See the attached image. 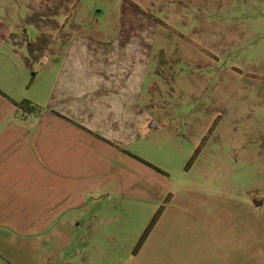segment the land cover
<instances>
[{
    "label": "rangeland",
    "instance_id": "rangeland-1",
    "mask_svg": "<svg viewBox=\"0 0 264 264\" xmlns=\"http://www.w3.org/2000/svg\"><path fill=\"white\" fill-rule=\"evenodd\" d=\"M132 4L150 22L149 121L126 161L149 197L126 195L127 176L98 181L50 233L0 231V264H264V0H0V23L116 38ZM35 72L45 88L44 61Z\"/></svg>",
    "mask_w": 264,
    "mask_h": 264
},
{
    "label": "crops",
    "instance_id": "crops-1",
    "mask_svg": "<svg viewBox=\"0 0 264 264\" xmlns=\"http://www.w3.org/2000/svg\"><path fill=\"white\" fill-rule=\"evenodd\" d=\"M138 11L122 16L116 38L74 22L35 40L0 23V231L48 234L97 200L98 181L119 174L130 181L126 195L149 197V176L128 165L139 159L126 151L149 121L150 22ZM23 100L43 114L18 119L14 101Z\"/></svg>",
    "mask_w": 264,
    "mask_h": 264
},
{
    "label": "trees",
    "instance_id": "trees-1",
    "mask_svg": "<svg viewBox=\"0 0 264 264\" xmlns=\"http://www.w3.org/2000/svg\"><path fill=\"white\" fill-rule=\"evenodd\" d=\"M133 5V4H132ZM136 9V6L133 5ZM14 104L16 106V117L20 120H27L32 116H41L44 112V109L36 104H34L33 102L29 101V100H23L20 102H16L14 101ZM155 218L153 220V222L151 223L150 227L146 230V232L144 233L143 238L140 240V244L144 243V241L146 240V238L148 237L154 223L156 222Z\"/></svg>",
    "mask_w": 264,
    "mask_h": 264
},
{
    "label": "water",
    "instance_id": "water-1",
    "mask_svg": "<svg viewBox=\"0 0 264 264\" xmlns=\"http://www.w3.org/2000/svg\"><path fill=\"white\" fill-rule=\"evenodd\" d=\"M151 126H152V127L155 126V127L157 128V125H156L155 123H153Z\"/></svg>",
    "mask_w": 264,
    "mask_h": 264
}]
</instances>
